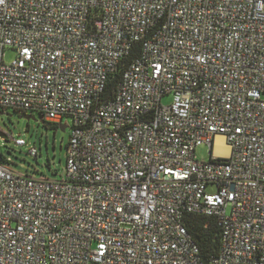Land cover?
Returning <instances> with one entry per match:
<instances>
[{"label": "built area", "instance_id": "built-area-1", "mask_svg": "<svg viewBox=\"0 0 264 264\" xmlns=\"http://www.w3.org/2000/svg\"><path fill=\"white\" fill-rule=\"evenodd\" d=\"M8 109L71 132L61 180L0 165V264H264V0H0Z\"/></svg>", "mask_w": 264, "mask_h": 264}, {"label": "rangeland", "instance_id": "rangeland-1", "mask_svg": "<svg viewBox=\"0 0 264 264\" xmlns=\"http://www.w3.org/2000/svg\"><path fill=\"white\" fill-rule=\"evenodd\" d=\"M14 51L8 49L4 52V61L9 63L14 58ZM164 100L163 102H166ZM0 114V165L6 166L15 173L26 174L35 178L44 177L49 180H61L65 169L66 145L71 129L64 131L60 125L46 122L36 112L26 115L34 117L27 120L24 115H19L13 109L2 111ZM66 126L65 123L61 124ZM13 139H23L26 146H15ZM35 147L37 156L29 154L30 148ZM210 147L202 145L195 150L199 161L210 158Z\"/></svg>", "mask_w": 264, "mask_h": 264}, {"label": "trees", "instance_id": "trees-1", "mask_svg": "<svg viewBox=\"0 0 264 264\" xmlns=\"http://www.w3.org/2000/svg\"><path fill=\"white\" fill-rule=\"evenodd\" d=\"M132 56V55H131ZM132 57H128L131 60ZM121 72L117 71L111 76L109 88L114 90L119 83ZM16 111V110H15ZM19 115L27 113L16 111ZM185 226L193 242L198 246L201 258L209 261L217 256L220 248V228L213 218L188 215Z\"/></svg>", "mask_w": 264, "mask_h": 264}, {"label": "bare ground", "instance_id": "bare-ground-1", "mask_svg": "<svg viewBox=\"0 0 264 264\" xmlns=\"http://www.w3.org/2000/svg\"><path fill=\"white\" fill-rule=\"evenodd\" d=\"M216 148L222 155H224V156L227 155L228 148H227V146H225L223 144V138L222 137H218L217 138V140H216Z\"/></svg>", "mask_w": 264, "mask_h": 264}, {"label": "water", "instance_id": "water-1", "mask_svg": "<svg viewBox=\"0 0 264 264\" xmlns=\"http://www.w3.org/2000/svg\"><path fill=\"white\" fill-rule=\"evenodd\" d=\"M0 114H2L1 112H0ZM25 116V118L27 119V120H34V117H32V116H29V115H24ZM65 126H60V129L62 130V131H64L65 130ZM0 136H5L4 134H2V133H0Z\"/></svg>", "mask_w": 264, "mask_h": 264}]
</instances>
